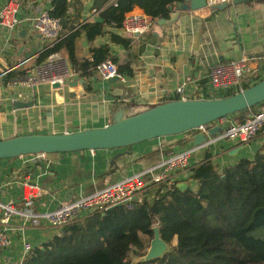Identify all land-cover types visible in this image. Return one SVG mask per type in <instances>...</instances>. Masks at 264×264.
I'll return each instance as SVG.
<instances>
[{"label": "crops", "instance_id": "0c3cea01", "mask_svg": "<svg viewBox=\"0 0 264 264\" xmlns=\"http://www.w3.org/2000/svg\"><path fill=\"white\" fill-rule=\"evenodd\" d=\"M4 1L0 0V8ZM18 1L20 22L9 42L0 31V140L105 127L122 105L140 110L167 101L187 78L192 80L188 87L195 89V94L203 92L211 67L237 61L243 53L253 59L249 64L252 70L264 72V2L254 0L221 5L215 12L192 8L180 12L174 22L157 24L151 32L132 38L123 35L121 29L110 27L104 35L89 42L81 31L76 44V56L80 61L92 60L91 48L107 46L110 56L119 64L129 65L130 74L122 75L125 81L117 83L119 85L103 83L95 71L88 79L80 77L61 51L56 55L66 61L70 75L59 88L47 84L36 88H12L6 76L10 72H23V75L30 72L37 65L38 56L47 50L46 40L33 30L31 20L51 9V0ZM113 2L71 0L60 21L62 38L80 30L86 23L97 21L99 12ZM133 11L143 12L137 7ZM171 11H176V6ZM111 36L128 40L129 44L127 47L115 44ZM116 88L123 90L121 96L113 95ZM18 93L28 96L27 102L33 105L16 107L21 101H12V98ZM255 109L252 113L264 112V104ZM247 114H235L231 118L238 123ZM193 136L194 133L171 136L130 148L97 151L93 155L86 151L50 154L46 161L26 162L25 156L0 160V219L2 206L12 203L16 209L6 227L11 244L0 252V264H21L23 242L34 248L56 236V231L47 225L32 227L27 215L56 209L64 203L69 190L73 191L72 201L139 171L152 169L159 173L169 152L193 149L190 159L193 167L209 150L213 154L211 161L221 168L240 159H250L264 148V129L245 146L238 145L235 139H223L213 142L211 149H205L193 145ZM182 140L185 143L181 145ZM234 149L238 151L233 156ZM188 177L189 174L181 175L176 183L191 185ZM25 182L35 185L41 196L26 201L29 191Z\"/></svg>", "mask_w": 264, "mask_h": 264}, {"label": "trees", "instance_id": "16d2710c", "mask_svg": "<svg viewBox=\"0 0 264 264\" xmlns=\"http://www.w3.org/2000/svg\"><path fill=\"white\" fill-rule=\"evenodd\" d=\"M70 1L51 0L50 15L61 21ZM181 1L114 0L99 12L97 21L65 35L44 50L36 63L64 51L80 77L90 78L95 67L108 59L120 75L130 74L129 65L119 64L107 46L91 48L92 60L80 61L76 44L81 31L91 42L104 35L107 28L120 29L124 15L135 7L155 20H167L171 9ZM111 41L122 47L129 44L118 36H111ZM19 75L23 72H10L6 80ZM258 81L252 80L245 88ZM183 143L185 140L180 141ZM212 155L208 150L191 168L187 178L191 185L184 191L175 188L157 201L144 202L132 210L120 206L92 214L32 248L21 264H131L134 257L146 254L155 218L161 239L168 245L174 240L176 244L162 258L138 264H264V148L250 159L222 168L211 161Z\"/></svg>", "mask_w": 264, "mask_h": 264}, {"label": "built area", "instance_id": "2783aa9c", "mask_svg": "<svg viewBox=\"0 0 264 264\" xmlns=\"http://www.w3.org/2000/svg\"><path fill=\"white\" fill-rule=\"evenodd\" d=\"M232 0H205L206 9L212 6L228 4ZM49 11H42L31 20L33 30L47 42L46 49L52 48L62 38V26L60 19L50 15ZM20 2L18 0H5L0 8V31L6 40L19 24L18 14ZM157 25V20L146 15L144 12L131 11L124 15L121 30L127 37H137L151 32ZM9 42V41H8ZM57 54V53H56ZM56 54L50 55L45 61L37 64L30 72L19 75L8 80V86L33 88L42 84L53 86L61 84L70 75L67 63ZM252 58L243 53L237 61H228L217 64L209 69L207 75L206 89L203 92L194 93L195 89L188 87L192 82L187 78L180 86L176 87L173 94L167 98L170 100H201L218 99L228 95L241 92L254 79H263V70L251 69L249 64ZM94 71L103 83L117 77L124 82L122 75L118 73L117 66L111 60H105L98 64ZM9 72V71H8ZM250 77V78H249ZM253 85V84H252ZM12 101L27 102L28 96L20 93L13 95ZM212 126H220L222 133L216 136L214 142L223 139H235L238 145L245 146L253 141L264 129V112L249 113L243 117L242 122H236L231 116L222 118L209 126H202L192 131L195 134H207ZM213 144V143H212ZM212 144H205L201 148L209 149ZM91 155L97 151H86ZM194 150L188 149L180 152H169L160 165V172L154 173L152 169L136 172L130 176L120 178L113 183L97 189L78 199L62 203L56 209L41 214H29L30 225L41 227L47 225L60 235V229L80 222L92 214H103L109 208L123 206L127 210L144 204L152 203L161 198L164 194L171 193L177 188L176 179L191 170L190 159ZM48 154H36L25 156L26 162L46 161ZM222 168V167H221ZM24 186L28 188V195L25 200L30 201L41 196V191L28 182ZM16 212L12 203L2 206L0 219V252L11 244L7 234V225L10 216ZM152 227H158L157 219L152 222ZM32 250L29 243L22 244V259ZM23 261V260H22Z\"/></svg>", "mask_w": 264, "mask_h": 264}, {"label": "water", "instance_id": "95a60500", "mask_svg": "<svg viewBox=\"0 0 264 264\" xmlns=\"http://www.w3.org/2000/svg\"><path fill=\"white\" fill-rule=\"evenodd\" d=\"M252 1L254 0H232V4ZM257 1L264 2V0ZM221 5L212 6L210 10L219 9ZM192 8H206L205 0H182L176 4V11H171L169 19H159L157 24H170L176 20L180 12H188ZM119 82L121 81L117 77L107 81L109 85ZM52 87L59 88L60 84H54ZM122 93L121 88L113 90L114 96H121ZM262 103H264V78L241 92L218 99L170 100L155 103L140 110L124 104L113 113L105 127L61 134L20 135L0 140V160L18 159L36 154L50 155L130 148L140 143L192 132L199 127L209 126L222 118L250 110ZM15 105L18 108H28L33 104L17 102ZM221 133L220 126H212L206 135L195 134L193 145L202 147L205 144H212L216 136ZM237 151L238 149H234L231 155L234 156ZM187 187L188 184L185 182L177 184L180 191H184ZM72 194V190L66 193L64 203L71 200ZM151 230L153 238L150 240L146 254L135 257L131 264L162 258L172 250V247L161 239L158 227H152ZM63 231V228L59 230L60 233Z\"/></svg>", "mask_w": 264, "mask_h": 264}, {"label": "rangeland", "instance_id": "374dc122", "mask_svg": "<svg viewBox=\"0 0 264 264\" xmlns=\"http://www.w3.org/2000/svg\"><path fill=\"white\" fill-rule=\"evenodd\" d=\"M67 66H68V64H67ZM68 68H69V70H70V67L68 66ZM116 85H119V84H116ZM250 112H256V109L255 108H253ZM250 112H247V113H250ZM246 113V112H245ZM238 114V113H237ZM190 134H192L193 132H189ZM184 136H186V135H184ZM28 195V194H27ZM176 243V241L174 240L173 242H172V244L171 245H169V247H172V246H174V244ZM150 244V243H149ZM135 258V257H134ZM133 258V259H134ZM132 259V260H133Z\"/></svg>", "mask_w": 264, "mask_h": 264}]
</instances>
